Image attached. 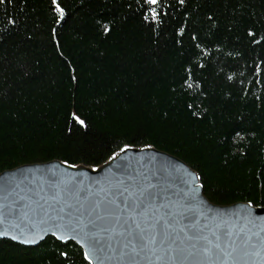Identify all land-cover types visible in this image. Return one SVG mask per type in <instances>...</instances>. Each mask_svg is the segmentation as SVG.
Listing matches in <instances>:
<instances>
[{
	"label": "trees",
	"instance_id": "obj_1",
	"mask_svg": "<svg viewBox=\"0 0 264 264\" xmlns=\"http://www.w3.org/2000/svg\"><path fill=\"white\" fill-rule=\"evenodd\" d=\"M61 2L68 15L56 26L59 50L50 37V0L0 5V29H7L0 33V174L65 159L99 167L117 144H153L200 172L216 193L212 203L229 206L252 198L254 206L264 207V194L254 184L264 173V72L251 71L260 46L250 45L245 32L252 27L264 34V0H188L187 7L169 0L159 35L141 23L134 0ZM100 17L112 22L108 38L98 31ZM185 25V36L178 37ZM192 32L212 50L206 68L196 73L208 93L203 119L190 115L191 97L178 87L185 64L199 51ZM217 44L223 52L214 50ZM228 51L241 56L228 57ZM220 67L244 83L230 84ZM72 112L86 120V129L72 120ZM241 129L243 156L229 139ZM65 251L67 258L60 255ZM82 252L76 243L53 237L37 247L0 240V264H81Z\"/></svg>",
	"mask_w": 264,
	"mask_h": 264
},
{
	"label": "snow or ice",
	"instance_id": "obj_2",
	"mask_svg": "<svg viewBox=\"0 0 264 264\" xmlns=\"http://www.w3.org/2000/svg\"><path fill=\"white\" fill-rule=\"evenodd\" d=\"M11 2L12 0H0V5L6 6ZM175 2L181 7H187L188 0H175ZM134 3L141 23L159 35L158 29L165 23V17L169 14L166 9L172 7L169 0H134ZM128 7L132 8L133 5L130 3ZM50 11L55 25L51 28L50 37L53 47L59 50L61 42L56 26L65 21L68 12L61 0H50ZM207 19L213 21V16L209 15ZM8 23L15 26L16 20L10 19ZM96 23L101 36L110 37L113 32L112 22L100 17ZM4 31L7 29H0V33ZM245 32L250 45L260 46V54L253 57L254 67L251 69L256 76H260L264 72V34L258 33L252 27L247 28ZM185 34L186 25L179 27L176 35L184 37ZM190 38L199 51L194 54L190 62L185 64L184 75L180 78L178 87L182 93L191 97V102L186 105L190 115L203 119L208 108L203 106L202 98H206L208 93L201 82V77L196 73L206 68L208 61L205 57L212 56V50L202 41H198L196 32H192ZM2 39L3 36L0 35V40ZM176 43L182 44V40L178 39ZM214 50L217 53L223 52L219 44L215 45ZM253 51L255 52L256 49L253 48ZM59 55L63 57L64 53L60 51ZM226 55L235 58L241 56V52L228 51ZM65 60H67L66 57ZM69 71L71 80L77 82L76 68L71 66V62H69ZM219 71L225 73V79L230 84L244 83L243 80L238 79L235 71L227 72L225 67H220ZM171 91L175 92L176 87H172ZM71 118L81 128L88 127L86 120L76 112L71 113ZM68 131L71 132V129ZM229 139L235 151L242 156L247 155L244 152L245 145L242 143L246 140L242 129L235 130ZM153 148V144H145L139 151ZM130 150L137 151L134 144H117L115 148L109 149L107 162L118 163L122 160L121 154L126 156ZM61 166L66 169L83 167L68 159L63 160L56 167ZM126 167V164H121L117 167V171L123 172ZM93 169L95 170V166ZM153 180L156 182L153 183ZM161 183L162 179L157 177L156 173L150 175L140 173L139 176L127 174L126 177L122 175L116 178L114 184L108 181V186L101 187L99 192H92L82 181H76L74 177L63 178L54 173L49 181L50 189L54 190L51 199L61 207L54 216H48L45 213L47 219L42 222L47 225V228L42 231L50 232L57 240L65 244L69 239H77L84 248L81 264L84 261L87 264H95L102 255L107 258L116 255L119 259H128L133 262L139 259L155 262V264H169V262L183 264L189 259L237 264L240 260L264 257V235L261 234L264 233V228L253 231L247 226H255L256 207L252 198L248 199L245 206L246 215L242 218L247 221V224L236 230L237 226L227 220L221 219L214 223L209 215L201 210L202 204H208L209 211L211 210L210 198L216 193L207 186L200 172L189 168H185L183 172L184 187L180 192L172 194L175 199L169 201L170 210L164 212L159 209L154 212L150 209L145 210L142 206L150 205L160 195L154 190ZM254 184L255 190L264 194V173L254 177ZM101 193H103L102 196ZM118 199L119 203H117ZM5 220V216H0V223H4ZM184 220L188 223L183 224ZM0 237L24 244L37 242L35 236L23 233L14 235L7 227L0 230ZM60 255L67 258L69 254L65 251Z\"/></svg>",
	"mask_w": 264,
	"mask_h": 264
},
{
	"label": "water",
	"instance_id": "obj_3",
	"mask_svg": "<svg viewBox=\"0 0 264 264\" xmlns=\"http://www.w3.org/2000/svg\"><path fill=\"white\" fill-rule=\"evenodd\" d=\"M142 148L135 147L137 151L130 150L126 156L121 154L122 160L118 163L106 161L107 163L95 167V170L92 166L86 165L76 169H66L62 166L57 168L56 166H59L62 161L53 160L47 163L27 164L3 172L0 174V216H5L6 220L4 223H0V230L7 227L14 235L23 233L28 236H35L37 242L24 244L4 237H0V240H9L25 247H37L49 237L55 238L50 232L42 231V229L47 228V225L42 222L47 219L45 213L48 216H54L61 207L51 199L54 190L50 189L49 181L53 178L54 173L63 178L74 177L76 181H82L84 185H87L92 192H99L101 187H107L108 181L114 184L116 178L122 175L126 177L127 174L139 176L140 173L145 175L156 173L157 177L162 179V183L154 191L160 195L153 203L142 207L153 212L157 209L161 212L170 210L169 201L175 199L172 194L180 192L184 187L182 183L184 169H194L180 158L155 147L139 151ZM121 164H126L127 167L123 172H118L117 167ZM125 182H128L127 179ZM155 182L153 180V183ZM102 195L103 193H101ZM117 203H119V199ZM246 204L241 202L229 206H220L211 202L210 211L208 204H202L200 207L214 223L221 219L227 220L235 224L236 230H238L247 224V221L242 219L246 215ZM254 219L255 226L247 225L248 227L252 228L253 231L264 228V207H256ZM201 222H203L202 218ZM182 223L187 224L188 221L184 220ZM261 234L264 235V233ZM68 242H74L81 247V243H78L77 239H69ZM82 249L84 251V248ZM95 264H155V262H145L139 259L133 262L128 259H119L116 255H113L112 258L102 255L101 259L95 261ZM169 264H174V262H169ZM183 264H219V262L189 259ZM237 264H264V257L240 260L237 261Z\"/></svg>",
	"mask_w": 264,
	"mask_h": 264
}]
</instances>
